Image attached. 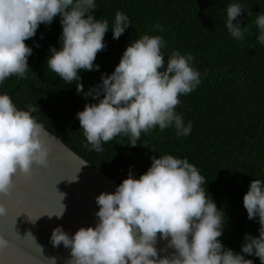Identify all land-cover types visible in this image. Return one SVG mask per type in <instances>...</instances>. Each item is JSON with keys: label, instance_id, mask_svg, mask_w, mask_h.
<instances>
[{"label": "clouds", "instance_id": "1", "mask_svg": "<svg viewBox=\"0 0 264 264\" xmlns=\"http://www.w3.org/2000/svg\"><path fill=\"white\" fill-rule=\"evenodd\" d=\"M95 8V0H0V83L9 76H25L32 48L24 41L40 24L59 17V48L49 46L46 63L66 84L75 82L77 94L97 101L85 103L76 113L86 146L100 152L102 142L127 135L128 146L135 147L140 134L154 127L160 131L174 127L177 136H187L191 122L185 124L175 106L178 96L195 90L200 73L191 66V54L173 51L165 63L160 36L132 40L112 72L101 73L97 86L83 90L79 70H99L93 61L106 47L104 34L111 29L115 40L130 26L129 18L117 11L109 28L107 20L94 18ZM241 11L236 3L226 8L224 24L234 39L242 38L236 19ZM255 24L256 40L264 45V14L256 16ZM155 28L162 30L160 25ZM36 110L37 105L18 109L6 93L0 94V196H8L15 175H29L33 166L48 163L42 126L31 115ZM150 160L138 178L129 172L113 192L95 197L94 226L79 227L71 236L60 225L51 230L49 242L69 250L68 264H253L245 256L264 264V182L250 180L242 195L246 218L255 219L259 227L256 236L244 233L240 251L234 252L218 239L224 213L206 194L198 169L187 158L169 154ZM6 213L0 204V217ZM61 214L62 210L55 213L57 218ZM29 219L34 222L36 217ZM158 233L174 250L167 256H158ZM7 246L0 236V249Z\"/></svg>", "mask_w": 264, "mask_h": 264}, {"label": "trees", "instance_id": "2", "mask_svg": "<svg viewBox=\"0 0 264 264\" xmlns=\"http://www.w3.org/2000/svg\"><path fill=\"white\" fill-rule=\"evenodd\" d=\"M233 3L242 8L236 18L241 39L232 38L224 24L226 8ZM95 4L94 18L107 20L109 28L117 11L129 18L130 26L115 40L111 29L104 34L106 47L93 61L99 70H79L83 90L97 86L101 73L112 72L132 40L160 36L165 63L173 51L191 54V66L200 73L195 90L178 96L175 106L184 123L191 122L187 136H177L174 127L163 131L154 127L140 134L135 147L128 146L127 135L102 142L100 152L86 146L76 113L85 103L97 101L77 94L75 82L66 84L46 63L49 46L59 48V17L40 24L24 41L32 48L29 69L23 78L13 75L0 83V94L6 93L21 110L37 105L31 113L37 123L117 184L129 172L138 178L150 166V157L187 158L204 177L206 194L224 213L218 239L239 252L243 234L256 236L259 227L255 219L246 218L242 195L250 180L264 182V45L256 40L255 24L256 16L264 14V0H95ZM245 258L259 264L254 256Z\"/></svg>", "mask_w": 264, "mask_h": 264}, {"label": "water", "instance_id": "3", "mask_svg": "<svg viewBox=\"0 0 264 264\" xmlns=\"http://www.w3.org/2000/svg\"><path fill=\"white\" fill-rule=\"evenodd\" d=\"M42 129L41 138L49 149L47 165L33 166L26 176L15 175L8 196H0V204L7 209L6 215L0 217V236L8 241V246L0 249V264H68L69 250L50 244L51 230L60 225L71 236L79 227L94 226L98 207L95 197L101 192H113L118 185L59 137ZM61 210L57 218L55 212ZM47 212H53L51 217ZM27 214L41 215L33 222ZM166 244L167 240L160 239L158 233V256L174 251Z\"/></svg>", "mask_w": 264, "mask_h": 264}, {"label": "snow or ice", "instance_id": "4", "mask_svg": "<svg viewBox=\"0 0 264 264\" xmlns=\"http://www.w3.org/2000/svg\"><path fill=\"white\" fill-rule=\"evenodd\" d=\"M72 178H74V176L72 177ZM58 206H59V201H58ZM56 212H58V211H56ZM55 212V213H56ZM48 214H52L53 212H47ZM43 214V213H42ZM27 215H31L32 217H33V215L32 214H27ZM39 215H41V214H39ZM39 215H35L34 217H37V216H39ZM33 217V218H34Z\"/></svg>", "mask_w": 264, "mask_h": 264}]
</instances>
